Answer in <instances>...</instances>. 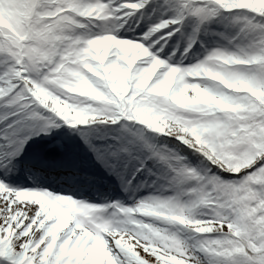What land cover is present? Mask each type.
<instances>
[{
  "label": "snow or ice",
  "instance_id": "snow-or-ice-1",
  "mask_svg": "<svg viewBox=\"0 0 264 264\" xmlns=\"http://www.w3.org/2000/svg\"><path fill=\"white\" fill-rule=\"evenodd\" d=\"M0 264H264V0H0Z\"/></svg>",
  "mask_w": 264,
  "mask_h": 264
}]
</instances>
